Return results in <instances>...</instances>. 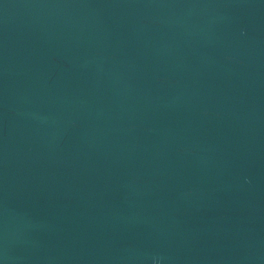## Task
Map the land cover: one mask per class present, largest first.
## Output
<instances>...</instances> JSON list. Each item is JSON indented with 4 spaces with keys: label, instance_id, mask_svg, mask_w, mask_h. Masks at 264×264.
Instances as JSON below:
<instances>
[{
    "label": "water",
    "instance_id": "obj_1",
    "mask_svg": "<svg viewBox=\"0 0 264 264\" xmlns=\"http://www.w3.org/2000/svg\"><path fill=\"white\" fill-rule=\"evenodd\" d=\"M0 264H264V0H0Z\"/></svg>",
    "mask_w": 264,
    "mask_h": 264
}]
</instances>
